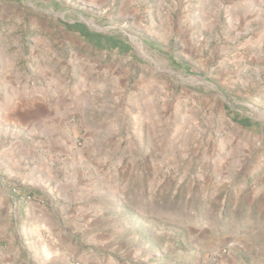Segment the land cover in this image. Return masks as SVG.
I'll return each mask as SVG.
<instances>
[{
    "label": "rangeland",
    "instance_id": "obj_1",
    "mask_svg": "<svg viewBox=\"0 0 264 264\" xmlns=\"http://www.w3.org/2000/svg\"><path fill=\"white\" fill-rule=\"evenodd\" d=\"M261 2L0 0L1 134H4V102L21 100L19 90L27 83L26 77L30 73L28 62H41L47 51L45 39H50L49 47L60 52L62 64H68L74 59L73 52L77 55L86 52L78 43L83 42L81 36L84 33L111 38L145 54L151 51L145 42L159 36L163 49L161 53L156 52L157 68L171 72L166 75L172 83L169 96L174 107L178 106L182 87L190 91L189 94L185 92L186 96L195 95L204 87L210 91L211 84L221 90V108L203 109L202 119L207 120L208 117H204L207 112L211 117L207 121L216 126L209 131L212 136L196 141L190 133L184 141L173 143L172 151L182 143L184 149L179 152L165 150L160 147L159 140L156 142L154 173L149 174L156 178V183L145 171L137 173L134 169L140 165L148 166L146 158L118 154L119 158L112 160L117 163L116 184L126 188L124 192L131 200L125 201L124 205L117 204L124 207L122 211L117 210L121 214L117 217L118 228L114 225L104 232L112 233L105 236L112 240V245L119 242L125 247L118 246V250L113 251L111 247L106 249L88 243L89 240L78 234L67 236L69 242L83 239L86 250L94 257L91 264H264V152L261 151L264 146V13L260 9ZM198 4L210 5L208 15L217 9L220 15V24L207 33L209 38L193 45L195 64L208 59L207 82L203 87L199 85L202 79L195 75L185 76L170 60L175 57L185 63V18L188 8ZM74 30L78 31L76 40L70 37H74L71 34ZM218 32L220 36L216 39ZM236 32L235 37L228 39L229 34L232 36ZM83 63L78 65L84 66ZM73 66L72 63L71 69ZM124 67L127 94L134 91L135 79L132 73L129 74L130 63L126 62ZM63 69L67 73L68 68ZM76 74L78 77L79 72ZM74 76L75 73L66 77L64 83L72 84ZM39 82L35 79L29 84ZM129 101L126 95V105ZM72 119L66 118V121ZM223 119L229 123L217 126L216 123ZM234 120L245 124L248 130H239ZM237 132L241 137L234 136ZM245 133L249 136L252 152L244 149ZM126 149L127 145L124 151ZM121 166L124 168L120 169ZM205 171L225 179L222 186L215 182L202 192L201 186L197 185L198 179L204 180ZM6 181L0 175V187ZM152 182L155 193L150 195L146 191ZM254 186L263 189L256 193L252 189ZM12 188L14 195V190L22 192L19 185ZM34 201L33 198L30 203ZM8 243L0 238V248H5ZM71 255L74 256L71 263H80L78 260L83 259L74 253Z\"/></svg>",
    "mask_w": 264,
    "mask_h": 264
},
{
    "label": "crops",
    "instance_id": "obj_2",
    "mask_svg": "<svg viewBox=\"0 0 264 264\" xmlns=\"http://www.w3.org/2000/svg\"><path fill=\"white\" fill-rule=\"evenodd\" d=\"M260 9L264 13V0ZM212 11V15H208L211 8L206 4L188 8L184 28L185 63L175 57L170 59L185 76L202 79L199 82L202 87L207 82L208 59L195 64L193 45L209 38L207 33L220 24L219 9ZM76 31L71 33L74 37L70 35L73 40H76ZM237 34L227 37L231 39ZM219 36L218 32L216 39ZM157 37L145 42L151 50L145 54L111 38L84 33L83 42L78 43L86 52L81 55L73 52L74 59L68 64H62L60 52L49 47L50 39H45L47 51L41 62H28L30 73L27 83L20 87L21 100H5L3 109L0 175L10 182L0 187V238L9 243L0 248V264L16 261L31 264L36 260L38 264H74L70 262L74 259L73 253L83 258L75 264H91L94 257L86 250L83 239L69 242L66 238L77 234L89 240L88 243L106 249L111 247L113 251L118 250V246L125 247L119 242L112 245V240L106 238L112 233L104 232L114 225L118 228L117 217L121 214L117 210L122 211L124 207L117 204L124 205L131 200L124 192L126 188L116 184L117 163L112 160L119 158L118 154L146 158L148 166L134 169L137 173L145 171L156 183V178L149 174L154 173L158 140L161 148L179 152L184 149L182 143L172 151L173 143L184 141L190 133L199 141L216 127L212 121H207L211 118L207 112L204 114L208 117L207 124L202 119L203 109L221 108V90L213 84L210 91L204 87L197 94L187 96L185 92L190 91L182 87L178 106L170 103L172 83L166 73L171 72L157 68L156 52L161 53L163 49ZM79 62H84V66L78 65ZM126 62L130 63L129 74L135 79L134 91L127 94L123 79ZM66 67L67 73L63 71ZM73 73V83L65 84L66 77L70 78ZM35 79L40 82L29 84ZM126 95L130 100L128 105ZM70 117L73 119L67 122L66 118ZM226 123L229 121L223 119L216 125ZM234 123L239 130H248L245 124L235 120ZM234 136L241 137V134L237 132ZM247 137L245 133L244 149L252 152ZM124 141L129 143L124 144ZM261 151L264 152V146ZM204 175V180L198 179L197 185L202 192L215 182L221 185L225 181L207 171ZM153 182L146 191L150 195L155 193ZM18 185L23 195H32L35 201L22 204L12 192V187ZM221 186L220 189L224 188ZM252 189L258 193L263 188L254 186ZM110 222L112 226L107 225Z\"/></svg>",
    "mask_w": 264,
    "mask_h": 264
},
{
    "label": "built area",
    "instance_id": "obj_3",
    "mask_svg": "<svg viewBox=\"0 0 264 264\" xmlns=\"http://www.w3.org/2000/svg\"><path fill=\"white\" fill-rule=\"evenodd\" d=\"M14 191L16 192V196L19 197V201L22 204H28L33 200V198L30 195H23L20 190H14Z\"/></svg>",
    "mask_w": 264,
    "mask_h": 264
}]
</instances>
